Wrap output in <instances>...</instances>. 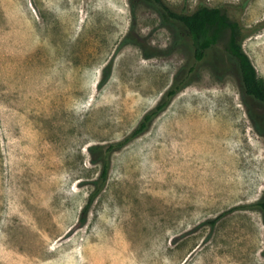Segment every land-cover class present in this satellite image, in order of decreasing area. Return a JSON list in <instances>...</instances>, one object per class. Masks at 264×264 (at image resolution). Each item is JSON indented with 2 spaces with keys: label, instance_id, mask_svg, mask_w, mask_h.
I'll list each match as a JSON object with an SVG mask.
<instances>
[{
  "label": "rangeland",
  "instance_id": "obj_1",
  "mask_svg": "<svg viewBox=\"0 0 264 264\" xmlns=\"http://www.w3.org/2000/svg\"><path fill=\"white\" fill-rule=\"evenodd\" d=\"M164 1L227 8L264 78V0ZM227 40L198 61L185 26L151 1L0 0V264H264L262 212L230 211L264 197L250 117L264 130V104ZM176 83L112 155L81 224L101 168L89 147L124 140Z\"/></svg>",
  "mask_w": 264,
  "mask_h": 264
},
{
  "label": "trees",
  "instance_id": "obj_2",
  "mask_svg": "<svg viewBox=\"0 0 264 264\" xmlns=\"http://www.w3.org/2000/svg\"><path fill=\"white\" fill-rule=\"evenodd\" d=\"M147 1H151L154 5H157L167 17L179 21L185 26L188 35L193 39L194 57L198 61L203 60L206 57L207 51L217 45L225 34H228L225 49L237 66L245 93L264 104V78L259 76L257 68L243 47V40L248 34L241 22L231 16L227 8L201 5L192 13H178L169 7L164 0ZM124 42H128V38ZM107 77V71L105 70L102 83L106 81ZM181 84L176 83L166 93L161 102L144 115L139 125L124 140L109 145L96 144L89 147L91 162L100 165L101 168L99 177L91 184L92 189L80 218L81 224L87 221L91 205L104 189L109 178L112 155L149 130L154 120L167 108L170 100L180 91ZM250 117L254 121L258 132L264 135V130L251 113ZM240 208H256L264 216V197L256 203L240 205L230 211ZM226 213H223L212 222L216 223Z\"/></svg>",
  "mask_w": 264,
  "mask_h": 264
}]
</instances>
